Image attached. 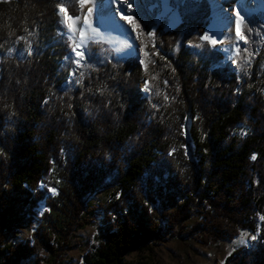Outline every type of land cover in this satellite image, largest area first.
Masks as SVG:
<instances>
[{"label": "trees", "instance_id": "trees-1", "mask_svg": "<svg viewBox=\"0 0 264 264\" xmlns=\"http://www.w3.org/2000/svg\"><path fill=\"white\" fill-rule=\"evenodd\" d=\"M61 5L78 15V0H0V264H63L97 211L83 264H122L162 234L208 245L243 230L257 238L219 264H264V11L225 60L200 39L209 0H138L141 54L92 42L76 68ZM20 228L30 238L8 242Z\"/></svg>", "mask_w": 264, "mask_h": 264}, {"label": "rangeland", "instance_id": "rangeland-1", "mask_svg": "<svg viewBox=\"0 0 264 264\" xmlns=\"http://www.w3.org/2000/svg\"><path fill=\"white\" fill-rule=\"evenodd\" d=\"M248 1L249 0H243V2L248 5L250 10L253 12L261 10L260 0H256L259 3L255 7L249 5L247 3ZM78 2L80 9L78 15L76 16H80L81 21L83 8L87 10V8L90 6L95 7L100 5L98 0H95V4L89 3L83 7L80 5V0H78ZM221 2V0H209L211 18L206 28V32H209L210 35L212 32H210L209 29H212L213 32H217L215 33V38L217 40H223L224 42L219 43L214 47L221 50L224 53L226 58L225 60H228V56L233 51H235L236 45L242 41L238 38L234 31L235 15L232 11V8L239 9L240 5L237 3V0H226L225 4H222ZM133 6L134 3L132 8ZM221 8L226 9L227 12H221ZM126 12L128 16H130V12L127 10ZM167 13V10H164L162 15L166 16ZM241 14L243 15V12ZM66 15H68V13H66ZM64 16L65 14L59 13L60 22ZM76 16H71L73 19L68 23H73ZM169 16L171 24H174L175 22H173V16L171 14ZM228 16L232 17L231 21H229ZM89 19L92 21V27L97 28L100 34L104 37L103 41L109 43L118 55L127 57L137 53L140 37L138 41L133 40V33L131 32V35H129V31L131 29L129 31L126 30L124 34H121L123 36H121L118 33L108 31L105 26H101L99 23H97L94 15ZM81 21L75 23L74 27L79 29L81 27ZM61 25L62 32L65 34L67 31L66 25H63L62 23ZM136 30L138 32V29ZM91 34L92 33L90 32V35ZM78 35L79 33L77 32V38ZM69 43L68 51L71 53L73 44L71 40H69ZM77 50L79 51L80 49ZM71 54L75 57L74 53ZM140 90L145 91V84L140 86ZM107 195L108 194L106 192L98 191L97 193L89 196L88 200L96 203L98 201L107 199ZM44 210L45 205L41 202L36 208V215L33 218V226L38 224L41 214ZM101 216V212L97 211L94 215V220L90 224H87L83 228L76 229L73 232L71 241L73 243L79 242V244H74L70 249L62 253L61 257L63 264H83L84 254L87 251H91L93 247L97 245V227L99 225ZM260 217V215L257 216L258 221H261ZM30 235L31 231L29 228H20L17 229L15 233H11L7 240L8 242L12 243L23 241L30 238ZM257 235L258 230H243L233 240H221L213 244L202 245L195 240L186 238H169L165 234H162L159 238L153 239L147 243V245L128 253L124 257L122 264H219L223 262L224 259L238 247L249 245L252 237L255 236L257 238ZM41 255L46 257L47 253L43 250ZM33 262L34 258H31L29 260L23 261L21 264H33Z\"/></svg>", "mask_w": 264, "mask_h": 264}, {"label": "snow or ice", "instance_id": "snow-or-ice-1", "mask_svg": "<svg viewBox=\"0 0 264 264\" xmlns=\"http://www.w3.org/2000/svg\"><path fill=\"white\" fill-rule=\"evenodd\" d=\"M89 3L95 4V0H80V5L83 7L84 5H87ZM107 4L111 3H117V9L116 11L119 12L120 19L126 21L128 24L132 25V29L129 32V35H131V32L136 31V29L141 28V25L135 21V18L130 16L124 15L123 11H120V6H126L125 10L129 11L130 14L132 12V5L133 3L138 4V0H106ZM237 3L240 5L239 10L235 12V31L236 35L241 39L245 41V44H247V38L242 32V23L245 22L246 17L251 20L252 15L254 14L252 10L248 8V5L243 2V0H237ZM260 5H261V10L264 11V0H260ZM106 5H97L95 7H88L87 12L84 14L83 21H82V26L77 29L74 27L75 23H78L81 21L80 16L75 17V21L73 23H68V21L72 20L73 18L71 16L66 15L67 10L63 5L59 6V13L65 14L64 18L62 19L61 23L63 25H66L67 31L65 32V35H67V38L72 41L73 47L71 48V53H74L75 59L72 60L71 62L75 64L76 68H84L86 67V64L82 63V61L86 60V53H88V56H91V50L89 49L88 45L89 43L92 42H101L103 41L104 37L100 34L97 28L92 27V21L89 19V17H92L93 15H96V21L99 23L101 26H103V18L100 15H97L98 9H103ZM221 12L226 13L227 10L224 8H221ZM243 12V15L241 14ZM137 15L140 13L137 11ZM113 19H115V14L112 16ZM179 19V15L176 14L173 16V22L175 20ZM229 21L232 20L231 16H228ZM245 27L247 25L245 24ZM86 29L90 30L92 33L91 35L86 34ZM212 34L210 35L209 32H205L200 39L203 41H208L210 42L211 45L215 46L219 43H223V40H217L215 38V32L212 31V29H209ZM247 31L249 34L251 33L252 29L247 28ZM77 32L79 33L78 38H77ZM142 34V29L141 33H137L136 36L132 37L133 40H136L139 38V35ZM148 35H154V33L149 32ZM77 49H80L79 51ZM245 52L248 51L247 47L244 49ZM240 49L239 47L236 48V55H239ZM29 54H31L30 49H29ZM158 54V53H156ZM251 55V54H249ZM71 57H66V60H70ZM247 62V61H245ZM84 73L81 71L79 73L80 79H78L76 82L80 83L82 78H83ZM167 81H165V84ZM145 88H148V84L146 82ZM159 94V93H157ZM165 99H168L167 96H165ZM243 131L241 132V135H244ZM252 159H256L255 154L251 157ZM50 191L53 194L57 193V190L55 188H51ZM261 221H264V216L260 217ZM246 235V234H245ZM252 239H256L255 236L252 237Z\"/></svg>", "mask_w": 264, "mask_h": 264}, {"label": "bare ground", "instance_id": "bare-ground-1", "mask_svg": "<svg viewBox=\"0 0 264 264\" xmlns=\"http://www.w3.org/2000/svg\"><path fill=\"white\" fill-rule=\"evenodd\" d=\"M98 1L100 2V5H106L103 9H99V11L97 12V15L102 16L103 21H104L103 26H105V28H107L108 31H112V32H115V33H118L119 35H121V34H124L126 32V30L129 31L130 29H132V25L131 24H128L126 21L120 19L119 12L116 11L117 6H118L117 3L107 4L106 0H98ZM221 1H223V0H221ZM247 3L249 5L255 7V6L258 5L259 2L256 1V0H249ZM125 7L126 6L121 5L120 6V11H123L124 15L128 16V14H127V12L125 10ZM237 10H239V9L232 8V11H233L234 15H235V12ZM86 12H87V10H85L83 8L82 21H83L84 14ZM113 14H115V19L112 18ZM89 18H91V17H89ZM94 18H96V15H94ZM82 21H81V24H80L81 26H82ZM234 31H235V27H234ZM132 33H133L134 36H136L138 32L136 30V31H134ZM235 33H236V31H235ZM86 34L90 35V31L88 29H86ZM121 36H123V35H121ZM138 40H139V38L136 39V41H138Z\"/></svg>", "mask_w": 264, "mask_h": 264}, {"label": "water", "instance_id": "water-1", "mask_svg": "<svg viewBox=\"0 0 264 264\" xmlns=\"http://www.w3.org/2000/svg\"><path fill=\"white\" fill-rule=\"evenodd\" d=\"M141 54V48H140V42L138 44V50L137 53H135V55H140Z\"/></svg>", "mask_w": 264, "mask_h": 264}, {"label": "crops", "instance_id": "crops-1", "mask_svg": "<svg viewBox=\"0 0 264 264\" xmlns=\"http://www.w3.org/2000/svg\"><path fill=\"white\" fill-rule=\"evenodd\" d=\"M215 26H216V25H215ZM215 26H214V27H215ZM213 30H214V28H213ZM215 33H217V32H215Z\"/></svg>", "mask_w": 264, "mask_h": 264}]
</instances>
